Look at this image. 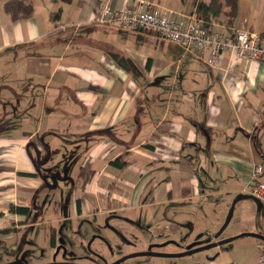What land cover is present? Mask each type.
I'll use <instances>...</instances> for the list:
<instances>
[{"label":"crops","instance_id":"obj_1","mask_svg":"<svg viewBox=\"0 0 264 264\" xmlns=\"http://www.w3.org/2000/svg\"><path fill=\"white\" fill-rule=\"evenodd\" d=\"M5 1L0 173L7 182L0 184V230L24 221L10 204L29 206L36 193L44 201L46 190L55 189L44 219L110 218L131 233L147 228L140 247L176 237L180 246L166 249L178 250L222 224L253 162H262L264 176V54L252 60L225 52L212 66L155 30L93 22L103 5L157 7L226 34L246 29L264 45V0H237L232 18L225 0H34L33 15L15 20ZM119 156L123 168L111 163ZM84 165L89 171L79 180ZM64 191L67 211L53 205ZM233 209L237 226L229 234H264V209L255 201L238 199ZM260 245L240 236L174 259L146 260L257 264Z\"/></svg>","mask_w":264,"mask_h":264},{"label":"rangeland","instance_id":"obj_2","mask_svg":"<svg viewBox=\"0 0 264 264\" xmlns=\"http://www.w3.org/2000/svg\"><path fill=\"white\" fill-rule=\"evenodd\" d=\"M76 173L77 171H69L68 175L73 176ZM6 176V173H0V184L4 185L5 182H7L6 180H3ZM261 178L264 180V176ZM0 190H2L1 185ZM53 192H55V189L46 190L47 195L52 197V199L55 197ZM68 198L69 195L66 192L62 193L63 207L61 206V209L65 208L66 211L69 208ZM247 212L248 209H245L244 214H247ZM236 213L237 211L223 230V235L231 233L233 228L237 226L235 220ZM104 219L105 218L99 216L72 220L64 219V225L59 228V241L65 243L66 248L61 249L59 253H57L56 248L53 249L50 246L48 238L45 237L47 231H43L38 224L30 226L29 230L21 231L17 235L16 250H12L8 247L9 244L14 243L13 238L1 239L0 237V264H44L50 262V257L56 253L57 259H67L70 262H75L77 264H97L103 262L107 264L118 259L119 256H122L121 253L123 252V256L132 252H138L134 250H137L142 246L141 243L144 244L145 237H149L148 230L145 231L147 228H144L143 231L138 229L140 231L139 234L131 233L128 226L123 222H118L112 219L109 221L110 218ZM96 220H98L99 224L104 221H109L110 228H106V226L104 227L102 225L97 226V223L95 224ZM7 222L9 221L7 220ZM112 225L114 226V229L111 227ZM216 230H214V232ZM96 234L104 235L105 239L101 240L98 236L96 237ZM203 235L209 237V235L212 234L206 233ZM171 237H174V235H171ZM156 240L158 241V238ZM65 251L66 256H64ZM146 258L147 257L141 256L132 257L127 259L126 262L122 261L119 264H153L147 262L148 260H144Z\"/></svg>","mask_w":264,"mask_h":264},{"label":"built area","instance_id":"obj_3","mask_svg":"<svg viewBox=\"0 0 264 264\" xmlns=\"http://www.w3.org/2000/svg\"><path fill=\"white\" fill-rule=\"evenodd\" d=\"M184 14L168 10L141 9L135 6L119 8L103 5L94 15L93 22L115 26L127 31L149 28L162 34L166 39L177 44L184 51H191L204 57L209 65H215L217 58L230 52L238 58L256 60L264 54V45L259 37L246 29L236 28L226 34L210 30L190 20ZM263 165L255 161L242 192L251 194L264 201V181L261 179ZM257 264H264V243L259 247Z\"/></svg>","mask_w":264,"mask_h":264},{"label":"flooded vegetation","instance_id":"obj_4","mask_svg":"<svg viewBox=\"0 0 264 264\" xmlns=\"http://www.w3.org/2000/svg\"><path fill=\"white\" fill-rule=\"evenodd\" d=\"M262 157H264V155H262ZM82 167H80L79 170H78L77 178L79 180H83L84 179V178L81 177V174H80ZM62 193H65V191L62 192ZM62 193L59 194L58 196H56V201H55V203H53V205H55V206L58 205L60 209H61V206L63 207V205H62L63 204ZM54 195H55V193H54ZM38 199H39V197H38V195L36 193L32 197V201H31V204L29 206H25L24 207L22 205H13V204H10L9 205V211L23 214L24 215V218H23L24 221L20 223V225L18 226L17 229H15V228L14 229H11V228H3V229H1L0 230V237H1V239L13 238V240H14L13 242L14 243L9 244L8 247L10 249H12V250H16L17 235L21 231L29 230V227L30 226H33L35 224H38L43 229V231H45V230L47 231L45 233V237L48 238V241H49L50 246L53 249L56 248L57 249V253H59V251L61 249H63V248L65 249L66 248L65 243H61V241H59V234H60L59 228L62 225H64V223H63L64 222V219H58L56 221H51L50 219H44L42 217V215H44L46 213V211H47L45 209V207L49 208V205L48 204H52V202H54V199H52V197H49L48 195L45 196L44 201L38 200ZM78 201H79V197L76 198V204L77 205H78ZM68 203H69V199H68ZM18 207H24V208H22V210H18L17 209ZM62 209H65V208H62ZM67 220H69V218H67ZM109 221L108 222L106 221V222H103L101 224H98L97 226L102 225V226L105 227L106 225H108V228H110V226H109V223L110 222ZM224 221H225V219H224ZM224 221H223V223H224ZM223 223L217 228V230L215 232L212 233V235H209V237H206V238H203V237L202 238L201 237L199 238L198 237L194 241H192L191 243H189L184 248L183 247L182 248L180 247V249H178V250L175 249L173 251L172 250L168 251V249H166V248H177V247L180 246L179 243L175 241L176 240L175 238H173V239L168 238L167 240H169V241H167L166 243H160V241H154L153 243H148L145 247H139L137 250H134V251H138V252H132V253L129 252L130 254H127V255H124V256H123L124 252L121 253L122 256H119V258H118V259H121V260H119V262L117 264L121 263L122 261L126 262V260L129 259V258H132V257H140V256L141 257H147L146 259L151 258V257H162V258L174 259V258L179 257V256H183V255H186V254H192V253H195L197 251L204 250V249H208V248H211V247L224 246L225 244H228L232 240L227 241V242H224L222 244L212 245V243H214V242H218V241H220L222 239L229 238V237L233 236L231 234H227V235H223L222 234L223 233V230L228 225V223L222 229V231L219 233L218 236L215 235L216 232L221 228V226L223 225ZM111 227H113V229H114V226L113 225ZM11 231H15L16 232V236H13V237H4V235L7 236L6 233L11 232ZM112 233H113V231H112ZM97 236L101 240H104L105 239V236L102 235V234H96V237ZM202 239H204V240H202ZM207 245H209V246H207ZM200 246H206V247L205 248H202V249L193 250V249L198 248ZM189 250H193V251L190 252V253L182 254V255H175V256L170 255V254H175V253L186 252V251H189ZM57 253L54 254V255H52V257H50L51 258V261L49 260L50 262H59V263L60 262L61 263L66 262V263H70V264H77L75 262H70L67 259L66 260H64V259L63 260L57 259ZM64 256H66V251L64 253ZM146 259H144V260H146ZM116 260H114V261H116ZM50 262H47V263H50ZM20 264H22V263H20ZM44 264H46V263H44ZM91 264H94V263H91ZM97 264H105V262H103V263H97ZM107 264H109V263H107Z\"/></svg>","mask_w":264,"mask_h":264},{"label":"trees","instance_id":"obj_5","mask_svg":"<svg viewBox=\"0 0 264 264\" xmlns=\"http://www.w3.org/2000/svg\"><path fill=\"white\" fill-rule=\"evenodd\" d=\"M225 3L229 7V11H228L229 17L232 18V15L237 8V0H225ZM146 9H149V10L157 9V10H159L157 7L146 8ZM4 10L7 14H9V16L11 17L12 20L19 19L22 17H31L34 13V0H6L4 2ZM168 10H162L161 9L159 11L166 12ZM209 29L214 30L211 28H209ZM147 145L150 147H154V145H152V144H147ZM111 163L114 164L115 166H118L119 168H123L127 165V162L124 160V156H119V157L113 159L111 161ZM88 171H89V167L87 165H84L81 169V173H80L81 177L85 179ZM24 174L28 175L29 173H24ZM22 208H24V207H18L17 209L22 210ZM259 241H261V240L259 239ZM261 243H264V242L261 241Z\"/></svg>","mask_w":264,"mask_h":264},{"label":"water","instance_id":"obj_6","mask_svg":"<svg viewBox=\"0 0 264 264\" xmlns=\"http://www.w3.org/2000/svg\"><path fill=\"white\" fill-rule=\"evenodd\" d=\"M241 198H249V199H252L253 201H255V203L257 204V207H258V209H264V204H263V201L261 200V199H259V198H257V197H255V196H253V195H251V194H248V193H238L235 197H234V199H233V201H232V203H231V205H230V207H229V210H228V213H227V216H226V218H225V221H224V223H223V225L221 226V228L216 232V236H218L219 235V233L222 231V229L226 226V224L230 221V219H231V216H232V212H233V208H234V205H235V203H236V201L238 200V199H241ZM240 236H253V237H256V238H258V239H260L261 241H263L264 242V234L263 233H261V232H257V231H243V232H240V233H238V234H236V235H233V236H231V237H229V238H225V239H222V240H220V241H218V242H214V243H212V245H216V244H222V243H224V242H227V241H230V240H233V239H235V238H238V237H240ZM207 246H209V245H207ZM206 246H200V247H198V248H195V249H193V250H197V249H202V248H205ZM193 250H189V251H186V252H182V253H175V254H170V255H172V256H175V255H182V254H186V253H190V252H192ZM169 255V256H170ZM119 260H121V259H117L116 261H113V262H111V263H109V264H117L118 262H119ZM46 264H70V263H66V262H63V263H59V262H50V263H46Z\"/></svg>","mask_w":264,"mask_h":264}]
</instances>
